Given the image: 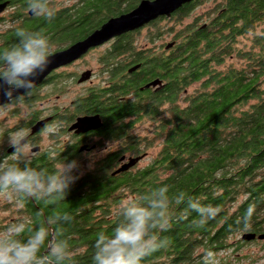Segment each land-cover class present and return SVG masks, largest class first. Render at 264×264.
<instances>
[{"label":"trees","instance_id":"1","mask_svg":"<svg viewBox=\"0 0 264 264\" xmlns=\"http://www.w3.org/2000/svg\"><path fill=\"white\" fill-rule=\"evenodd\" d=\"M138 1L82 0L81 5L60 8L50 20L35 16L19 26L42 29L51 40L69 44ZM203 1L183 3L168 17L151 20L145 45H136L138 32L126 31L99 56L104 65L115 64L114 82L98 88L95 95L111 101L99 102L98 111L106 128L103 135L114 140L115 148L79 157L71 149L61 150L49 162H34L47 167H55L58 158L77 162L72 172L76 178L57 206L72 215L62 232L76 264H90L94 234L110 230L118 201L160 183L170 190L183 189L219 212L200 227L193 224L196 214L191 211L174 221L161 233L168 246L144 257L142 264H207L205 256L225 248L232 235L264 232V0H215L191 16ZM7 16L10 13L2 19ZM0 27L6 28V35L0 32V48L7 47L15 40L16 26L8 22ZM133 64L138 67L126 72L129 82L120 73ZM154 76L159 85L149 86L155 89L141 98L144 93L137 86ZM130 89L134 91L127 97ZM142 153H152L146 163L139 164L143 156L129 169L111 175L121 156ZM6 202L15 203L7 194ZM26 203L33 216L25 219L33 223L52 211L39 201ZM249 205L253 211L245 221ZM8 224L0 225V230Z\"/></svg>","mask_w":264,"mask_h":264},{"label":"clouds","instance_id":"2","mask_svg":"<svg viewBox=\"0 0 264 264\" xmlns=\"http://www.w3.org/2000/svg\"><path fill=\"white\" fill-rule=\"evenodd\" d=\"M25 6L45 21L55 15L49 0H25ZM13 31L14 42L0 48V92L8 103L31 96L34 78L51 63V41L42 29L16 26ZM16 89L25 91L13 97ZM30 118L31 108L25 104L20 115L25 124L7 135V146L13 150L7 155L10 159L0 164V192L21 205L35 200L52 211L43 221L19 219L0 230V264H76L72 246L62 232V225L70 222L72 215L57 206L76 178L72 172L77 162L58 158L55 167L33 166L31 161L36 157L27 126ZM57 127L59 122L50 123L42 131L52 133ZM189 211L196 214L193 224L200 227L213 219L219 208L200 203L183 189L170 190L165 183L128 195L117 202L110 230L95 232L90 264H142L144 257L168 246V238L161 233ZM252 211L249 205L245 221Z\"/></svg>","mask_w":264,"mask_h":264},{"label":"flooded vegetation","instance_id":"3","mask_svg":"<svg viewBox=\"0 0 264 264\" xmlns=\"http://www.w3.org/2000/svg\"><path fill=\"white\" fill-rule=\"evenodd\" d=\"M0 2H6L5 8L0 12V24L13 22L14 26H19L26 23L27 20L35 17L33 14H28V9L25 6V0H0ZM49 2H51V0H49ZM75 4L81 5L82 0H76ZM21 6L24 8L21 9ZM60 8L55 9V12ZM18 12L22 14L16 16L15 14ZM5 13H10V16L2 19ZM172 18L173 16L168 19ZM148 23L136 30H132L130 33H127V35H135L136 32L145 28ZM5 29H0L2 35H6ZM121 37L122 35L111 37L98 45L88 48L76 59L51 69L40 83L33 85L34 90L31 96L25 97V101H17L16 103L6 102L0 105V109L7 107L8 105H12L14 107L12 110L14 122L10 126L3 129L1 124L4 119H2V116L0 117V146H3V151L0 152V159L3 160H0V164L8 161L10 157L7 155L12 152V150H10L11 147L7 146V143L4 144V142L7 141V135L11 134L14 128L25 124L24 121L20 120V115L25 104L29 105L31 108V118L30 121L27 122V126L29 128V135L31 136L32 141V154L36 157L31 161L33 166H35L34 162L36 159L47 160V162H49V160H52L51 158L57 157L61 150L71 149L76 153V157H79L84 153L87 154V156H90L93 154L105 153L109 149H113L114 140L104 137L103 133H105L106 128H102L104 121L98 111L100 105L99 102L106 101V103H110L111 101L108 100V96L98 98L95 97V95L98 88L105 89L109 86V84L114 82L115 78L113 73V68L115 67L114 62H109L107 65H104L103 58L100 59L99 56L105 53L106 50H110L112 45L116 41L120 40ZM50 41L51 50L49 55L66 48L72 43L70 42L67 44L64 39L60 38H54L52 40L50 38ZM1 44L2 43H0V45ZM93 52L98 54L97 57L94 58V63L91 64V62L89 63L85 57ZM130 66L131 65L124 68V71L120 73L121 76L125 74V78L129 80V82L130 75L126 74V72H128L127 69ZM86 70L90 71L88 78L79 80L82 72ZM155 77L158 76L149 78L137 86L138 92L144 93L141 98L149 95L155 88L148 87L140 89V87ZM95 79H97L96 83ZM74 88H77L75 89L74 95L66 96V93ZM133 91L134 89H130L127 93V97L132 96ZM23 93L24 91L18 95H22ZM125 97L126 96H119L118 98L124 99ZM95 114L98 115L101 120V125L98 128L84 132H76L75 129H69L78 116ZM6 116L7 113L4 117ZM42 119L44 120L43 125L35 132H31V127L37 121ZM57 122H59V127H57L52 133H44L42 131L46 125ZM43 135L45 136L46 142L43 140ZM53 144L54 146H59L61 149L58 150L57 147L53 148ZM13 201L15 200L13 199ZM12 208V214L15 215V222L19 219H25V216H33V211L26 202L21 205L15 201V203L13 202ZM247 242L259 243L264 247V239H257L255 237Z\"/></svg>","mask_w":264,"mask_h":264},{"label":"water","instance_id":"4","mask_svg":"<svg viewBox=\"0 0 264 264\" xmlns=\"http://www.w3.org/2000/svg\"><path fill=\"white\" fill-rule=\"evenodd\" d=\"M192 0H139L138 3L129 11L119 13L114 16L108 17L100 26L89 34H87L83 39L77 40L69 44L66 48L58 50L52 54L51 63L45 69L44 72L39 73L33 80V85L40 83L44 76L53 68L68 63L81 54H83L88 48L98 45L111 37L119 35L126 31H131L138 29L144 24L150 22L151 20L157 18L158 16L168 17L171 12L178 8L183 3ZM6 2H0V12L4 9ZM28 14H32L28 10ZM168 43L166 47L170 46ZM138 67V64L133 65L128 69L132 71ZM89 70L82 72L79 80L88 78ZM160 79L154 78L147 82L143 87L147 88L149 86L159 85ZM141 87V88H143ZM24 89H16L13 91L12 95L16 96ZM8 102V99L3 96L0 92V105ZM44 120L37 121L32 127L31 132H35L43 125ZM101 125V120L98 115H82L78 116L74 123L71 124L69 129H75L76 132H84L87 130L98 128ZM10 150H13L12 148ZM145 153L137 155H128L127 157L121 156L119 165L111 171V175L118 172L125 171L135 165ZM241 239L251 240L253 238L264 239V232L255 234L254 232L245 231L241 234Z\"/></svg>","mask_w":264,"mask_h":264},{"label":"rangeland","instance_id":"5","mask_svg":"<svg viewBox=\"0 0 264 264\" xmlns=\"http://www.w3.org/2000/svg\"><path fill=\"white\" fill-rule=\"evenodd\" d=\"M215 2V0H205L201 4H199L197 7H195L192 11V15H198L199 13L203 12L204 10L210 8L212 4ZM50 6H54L55 9L60 7H73L76 3V0H51ZM191 19V17L184 20V22H187ZM150 27V26H149ZM148 27L143 28L140 32L136 34L137 37V43L139 47L141 45H145V38L144 33ZM158 43V42H157ZM101 50V49H99ZM98 50V51H99ZM96 52H93L85 57L86 60L91 64L94 63L95 57H97ZM97 82V79H95V83ZM75 89L70 90L66 93V96H72L75 93ZM14 107L12 105H8L7 107H4L0 109V117L2 116V119L4 121L2 122V128H6L10 126L13 121V114L12 110ZM7 113V116L4 117ZM140 126L137 125L135 130H139ZM43 140L46 142L45 136L43 135ZM6 144V142H4ZM115 148V145H114ZM152 153L146 154V156L143 157V159L140 161L139 164H144L147 162L148 157ZM4 199L5 201L0 202V225L8 224L12 217H15V215L12 214L11 208L9 203L6 202V194L0 192V200ZM11 203V202H10ZM11 211V212H10ZM11 214V215H9ZM13 215V216H12ZM241 233H236L232 235L229 240L230 243L223 248L222 250H219L218 252L208 254L206 255V261L207 264H264V247L259 243L254 242H246L241 240L240 238ZM228 240V241H229Z\"/></svg>","mask_w":264,"mask_h":264}]
</instances>
